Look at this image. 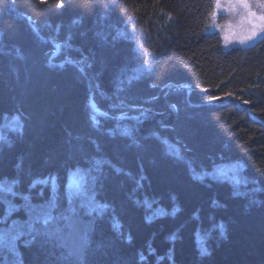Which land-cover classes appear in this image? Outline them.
Instances as JSON below:
<instances>
[{
  "label": "trees",
  "instance_id": "16d2710c",
  "mask_svg": "<svg viewBox=\"0 0 264 264\" xmlns=\"http://www.w3.org/2000/svg\"><path fill=\"white\" fill-rule=\"evenodd\" d=\"M213 11L0 0V126L21 122L0 144V264H264V39L226 50ZM214 159L240 174L216 180ZM73 222L78 259L54 236Z\"/></svg>",
  "mask_w": 264,
  "mask_h": 264
},
{
  "label": "rangeland",
  "instance_id": "374dc122",
  "mask_svg": "<svg viewBox=\"0 0 264 264\" xmlns=\"http://www.w3.org/2000/svg\"><path fill=\"white\" fill-rule=\"evenodd\" d=\"M214 2V17L211 21V26L209 33L211 34H217L222 41V44L224 48L227 49H245L249 47L255 46L258 42H260L262 39H264V23L254 20L249 22L248 20L244 19L243 13L239 10L233 7V9L229 10L228 5L229 4H235V0H219V3L221 5L220 9L216 8L217 0H213ZM253 11H256L259 14V5L257 3V6L253 8ZM182 105H184L182 103ZM90 112L92 116L93 122H97V120L100 118V116H103V112L98 109L96 104L92 101L90 102ZM21 128V122L18 117L12 118V119H6L2 125L0 126V144H3L7 142V139L10 137L11 134L19 131ZM240 174V167L239 166H230L228 169L220 171L221 177L229 178L233 180ZM217 176H219L216 173ZM82 178V182L80 183L79 187H74L72 185L73 177ZM87 178L83 172L80 170L73 171L69 174L68 177V184H67V197L73 200H77L78 203L80 202V199L82 200L83 194L85 193V189L87 186ZM41 184L45 187L50 185L52 188V191H54V188H56V182L54 180H45V181H39L35 185ZM53 194L55 192H52ZM83 201V200H82ZM81 204H85V202H81ZM96 209V206H94V210ZM93 211V209H92ZM63 223V221H62ZM61 223V224H62ZM64 223H67L64 222ZM76 222H73L71 224H68V226H71V228L75 227ZM54 225H57V223H54ZM81 227V225H79ZM49 230V229H48ZM47 230V231H48ZM57 231V230H56ZM51 233L54 234V229L50 230ZM48 233V232H47ZM59 232H56L54 234L57 235L56 237L60 239V242H63V244L66 246L68 245L69 250L72 251V255H74L75 258L78 259L79 251L81 249V243L79 244L78 241L75 243L73 242L71 244V239L65 238V235L62 236V234H58ZM57 241V240H56ZM75 245V246H74Z\"/></svg>",
  "mask_w": 264,
  "mask_h": 264
},
{
  "label": "bare ground",
  "instance_id": "6f19581e",
  "mask_svg": "<svg viewBox=\"0 0 264 264\" xmlns=\"http://www.w3.org/2000/svg\"><path fill=\"white\" fill-rule=\"evenodd\" d=\"M213 17H214V12H212L211 15H210V18H209L210 25L208 27V30H210L211 21H212ZM28 21H29V23H31L30 20H28ZM227 50H230V49H227ZM176 92H181V87L177 91H175V93ZM184 93H185L186 96H190L191 97V95H192V92H190V90L184 91ZM106 116H108V115L105 112H103V116L101 115L100 117H106ZM136 118L138 119V116H136ZM163 144L169 150L174 151V150L177 149V146L174 143H172V141L170 139H166L165 142H163ZM208 164H212L211 166H213V168H212L213 170L211 171V173H213L212 174V177H215L214 175H216V173L219 175L220 174V171L222 173V171L228 169V167L231 166V164L228 163L227 161H224L223 163H220L219 164V161L217 159L212 160V162L211 163L209 162ZM203 167H206V165L204 164ZM215 179L216 180H220V179H229V178L221 177V175H219V176L215 177ZM68 211H70V210H67V213H70ZM87 231H88V228L87 227L81 228L79 226H75V227L71 228L70 229V234H72L74 236L73 237V242L75 243L76 241H78L79 244L80 243L82 244L83 242H85L87 244L88 243V240L87 239H89V236H88V232ZM81 247H82V245H81ZM82 249H83V247H82Z\"/></svg>",
  "mask_w": 264,
  "mask_h": 264
},
{
  "label": "snow or ice",
  "instance_id": "6c2138e0",
  "mask_svg": "<svg viewBox=\"0 0 264 264\" xmlns=\"http://www.w3.org/2000/svg\"><path fill=\"white\" fill-rule=\"evenodd\" d=\"M257 3L259 5L260 10L259 14L256 11H253V8L257 6ZM220 7L221 5L219 3V0H217L216 8L220 9ZM233 7L239 9L243 13L244 19L248 20L249 22L258 20L264 23V0H235L234 5H228L229 10L233 9ZM52 179L55 180L54 177ZM81 182L82 178L74 176L72 180V185L78 188ZM8 191L11 192V189H9Z\"/></svg>",
  "mask_w": 264,
  "mask_h": 264
}]
</instances>
